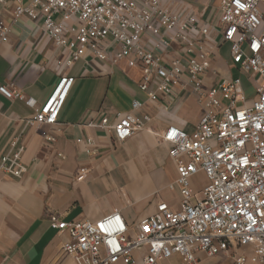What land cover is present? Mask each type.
<instances>
[{"label":"built area","instance_id":"1","mask_svg":"<svg viewBox=\"0 0 264 264\" xmlns=\"http://www.w3.org/2000/svg\"><path fill=\"white\" fill-rule=\"evenodd\" d=\"M168 1L17 0L14 18L42 17L48 38L69 53L58 63L63 69L88 56L111 65L125 62L140 69L139 88L150 101L188 86L204 106L194 132L170 126L160 135L171 145L177 169L170 188H179L178 210L162 203L135 226L120 212L95 222L59 221L53 215L52 226L68 234L62 249L76 264H136L133 254L143 247L147 254L142 264H161L174 256H180V264H201L200 254L223 262L228 257L230 264H264V0H220L222 43L230 45L232 62L241 72L259 78L251 104L240 79L205 86L213 30ZM10 32L0 22V47L9 42ZM176 46L180 54L170 56ZM74 82V77L61 74L52 95L26 126H56ZM0 92L29 103L16 89L0 87ZM143 105L134 100L132 109ZM150 121L148 115L130 112L118 114L114 124L104 118L98 126L124 142ZM46 140L53 143L56 138ZM18 141L12 142L14 150L2 157L0 168L21 177L26 148ZM78 143L88 155L96 154L93 140ZM87 174L81 168L77 180L84 181ZM199 175L207 185L195 192L193 180ZM245 247L247 253L237 254Z\"/></svg>","mask_w":264,"mask_h":264},{"label":"crops","instance_id":"2","mask_svg":"<svg viewBox=\"0 0 264 264\" xmlns=\"http://www.w3.org/2000/svg\"><path fill=\"white\" fill-rule=\"evenodd\" d=\"M16 2L0 0V22L11 30L9 42L0 47V87L22 92L29 103L0 92V163L19 139L18 145L26 148L22 157L26 171L16 177L0 168V264H76L62 249L68 234L54 228L51 217L95 222L120 212L135 226L162 203L178 210L179 188H170L177 169L170 157L171 145L160 135L170 126L194 132L204 106L188 86L150 101L139 88L140 69H130L125 62L111 65L88 56L63 69L58 63L69 53L48 38L42 17L15 19ZM168 5L195 14L213 30L212 66L204 77L205 86L240 79L247 103L252 101L259 78L241 72L232 62L230 45L222 43L220 0H169ZM260 9L264 14L263 5ZM177 51V46L171 49L170 56L179 55ZM61 74L75 82L58 124L27 127L26 120L47 102ZM134 100L144 104L141 110L132 109ZM130 112L141 118L148 115L151 121L124 142L98 126L104 118L114 124L118 114ZM50 135L56 138L53 143L46 140ZM81 139L95 142V155L87 154L85 145L78 143ZM81 168L88 169L84 181L77 180ZM196 178L193 188L198 192ZM146 254L145 247L135 251L136 264H142ZM200 257L201 264L231 263ZM180 262V256H174L161 264Z\"/></svg>","mask_w":264,"mask_h":264},{"label":"rangeland","instance_id":"3","mask_svg":"<svg viewBox=\"0 0 264 264\" xmlns=\"http://www.w3.org/2000/svg\"><path fill=\"white\" fill-rule=\"evenodd\" d=\"M251 102L252 101H250L248 104H251ZM195 183H196L197 188H199V190H200V189H202L203 187H205L207 185V180H206L205 176L199 175L196 178ZM247 252H248L247 248L245 247V248H240V250L237 251V254L241 255V254H245ZM227 260H229V258L228 257H224V262L227 261Z\"/></svg>","mask_w":264,"mask_h":264}]
</instances>
